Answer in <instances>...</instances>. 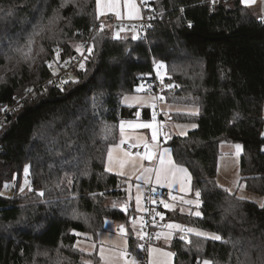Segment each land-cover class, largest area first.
Listing matches in <instances>:
<instances>
[{"label": "trees", "instance_id": "1", "mask_svg": "<svg viewBox=\"0 0 264 264\" xmlns=\"http://www.w3.org/2000/svg\"><path fill=\"white\" fill-rule=\"evenodd\" d=\"M155 7L142 41L101 26L95 0H0V108L20 103L0 127V188L17 176L14 193L0 194V264H94L96 253L75 244L79 234L95 241L108 221L126 224L134 251L132 208L124 179L106 170L108 148L119 141V122L135 113L122 98L161 64L173 84L165 101L195 109L173 116L195 129L164 145L189 171L188 198L201 213L163 208L164 219L223 238L175 236L173 264H264V207L216 181L220 145L239 144L240 183L264 205V19L239 0H155ZM88 39L84 70L48 84V64Z\"/></svg>", "mask_w": 264, "mask_h": 264}, {"label": "crops", "instance_id": "2", "mask_svg": "<svg viewBox=\"0 0 264 264\" xmlns=\"http://www.w3.org/2000/svg\"><path fill=\"white\" fill-rule=\"evenodd\" d=\"M239 1L243 6L248 7L253 11L256 10L257 12H259L260 18L262 16V18L264 19V0H256V2L251 5H245L241 2V0ZM135 2L140 10V18H141L142 12L139 2L138 0H135ZM102 9H103V5H102ZM119 12L122 20H118L117 18H115L114 17L115 12L112 11H105L103 14L99 15L101 25L103 27L108 28L111 31L112 35L114 34L115 29H119V28L123 29L120 27L119 24L122 23L130 24L140 19V18H133V19L128 18V8L124 5L123 0H121L119 6ZM123 30L126 31L127 34L123 35L121 39H127V38L134 39L132 35L134 32L132 30L126 28H124ZM161 71L162 69L157 72V75H160ZM160 76H164V75H160ZM162 93L163 90L161 92V95H158V97L136 93L122 98V104L125 107L132 108L135 110V113L132 118L121 120L125 122V128H124V138L126 140L125 143L138 144V146L144 147V142H147L149 145V150H151L154 153L151 161L147 162L145 159H141L143 155H140L139 157L134 156L135 166L133 167V164L130 163V164H126L125 167L121 169L114 162L109 163L108 155H107L106 168H111L112 170L109 171L110 173H113L124 179L126 201L128 203V206L132 208V212L134 216L131 219V223L134 222L135 220V211L133 208L134 196L135 198H137V196L139 195L140 200L143 204L146 196L147 188H151L157 191L159 190L167 191L170 193V198L163 203V208L166 209L165 204H170L174 206V209H167V210H175V209L180 210L182 209L179 208L180 203L183 202L184 200H190L188 197L191 195V191H192V186H191L192 179L189 180L186 175L182 173H177L175 180H172L170 178L169 181L162 184L157 183L156 181V174L154 170L160 167V156L163 153V150L169 149L167 146L164 145L165 141H167L171 136H185L187 133L194 130L196 127V126L192 127V125H195L194 123L178 122L173 119V116H176L177 114L195 113V109L189 106L169 104L163 100L164 96ZM160 97H163V99H159ZM126 98H137V99L134 100V99H126ZM153 112H155L156 114L154 126L158 129L157 137L155 140L152 139V129L150 128L128 127L129 123L133 125L153 123L152 121ZM121 121L118 124L119 141L116 145L120 144V140L122 139L120 134ZM122 145H120L119 149L113 148V161H115L117 158H123L124 151L122 150ZM170 156L173 160L171 150H170ZM145 168L149 169L150 171L145 172L144 171ZM119 172H123L124 174L120 175L118 174ZM188 174H190L189 171ZM136 185H139V189H137ZM173 197H175V199H173ZM194 201L197 207L198 203L196 202V200ZM142 215L143 213L141 214V217ZM113 223L114 221H108L106 225L111 227L114 226ZM139 228L140 226H138V229ZM116 230L115 232H118V229ZM161 243L162 240L160 241L159 244H157V246L161 245Z\"/></svg>", "mask_w": 264, "mask_h": 264}, {"label": "built area", "instance_id": "3", "mask_svg": "<svg viewBox=\"0 0 264 264\" xmlns=\"http://www.w3.org/2000/svg\"><path fill=\"white\" fill-rule=\"evenodd\" d=\"M141 8V18L130 24H119L121 28L130 29L135 34V39L146 41L148 34L152 28V24L157 21L158 15L155 7V0H147V3H143L142 0H138ZM79 51L76 50L75 54L67 60H57L56 62L50 63L52 66L48 70L50 77L47 83L53 86L60 85L61 81L69 80L76 71H82L85 68V62L90 54L88 49L91 48V41L88 39L78 45ZM67 61V63H65ZM80 63L84 64V68L79 67ZM162 68L158 67L155 69V75H141L138 81L136 92L144 95H151L158 97L161 95L162 90L166 88L164 78L157 75V72ZM157 70V71H156ZM55 73V74H53ZM51 81V83H50ZM143 88L141 89V86ZM138 89H141L138 91ZM20 108L18 100L10 106H3L0 108V127L5 120ZM132 144L125 143L122 145V150L131 152L133 154L139 153L144 155L145 148L141 146L131 147ZM28 188V186H27ZM15 184L12 186L11 192L14 193ZM170 198V193L167 191H157L151 188L146 189V196L143 203V215L142 223L138 232L133 236L135 242L134 251L128 252V259L135 257L138 264H147V254L150 247L157 245L161 241V237L157 239L156 234L161 233L166 228L167 221L164 219L163 203ZM160 213L163 216L161 219ZM117 231V230H116ZM138 233L143 234L144 238L141 239ZM181 236H186V239H181ZM180 237H177L180 241L188 243V235L181 233ZM138 245H143L141 250Z\"/></svg>", "mask_w": 264, "mask_h": 264}, {"label": "rangeland", "instance_id": "4", "mask_svg": "<svg viewBox=\"0 0 264 264\" xmlns=\"http://www.w3.org/2000/svg\"><path fill=\"white\" fill-rule=\"evenodd\" d=\"M96 13H97V10H96ZM254 13L256 16H258L260 18L259 12H257L255 10ZM97 17L100 21V17L98 15H97ZM114 17L117 18L118 20H122V18L121 17L118 18L116 14H114ZM261 18H262V16H261ZM100 25H101V23H100ZM117 33H119L118 37L116 35ZM125 34H127V32L124 31L123 29L119 28V29L114 30L113 36L115 38L121 39L122 36ZM132 35H133V37H135L134 33ZM75 48L77 50L78 46ZM156 68H158V66ZM160 75H164V69L163 68H162V71L160 72ZM160 75H158V76L161 78H164V76H160ZM163 100L165 101V99H163ZM263 118H264V107H263ZM236 145L237 144H226V143L220 145L221 155H220V157L218 159V163H217V176H216L217 184L223 188H227V190L229 192H236V195L239 198L243 197L242 199L252 201V202H254L260 206L263 203L262 198L260 196H257V195H254V194L248 192L244 188V185L242 183H240L239 159H240V155H241L242 150L240 148V150L238 151L235 147ZM26 180L28 181V178H27V175L25 174V171H24L22 174V178H21L20 193L24 194L28 191V188H27L28 183L27 184L25 183ZM16 181H17V176H14L12 181L3 184L0 188V194L3 196H10L12 194V192H11L12 186H13V184L16 183ZM22 188H23V191H21ZM184 201H190V200H184ZM184 201L180 203V207H179V208L183 209V211H181V209H180V211L182 213L187 214V213H191V212L195 213L196 211H198V209H196V203L194 200H191L193 202L191 204L184 203ZM109 204H110V202H109ZM133 208L135 211V220H134V222H132L130 224V228L135 235L137 233V230H139L138 226H140V224L142 223L141 214L143 213V204L140 200V204L138 206L135 196H134ZM166 209H169V208H166ZM170 223H176V222H167V224H170ZM176 224H178V223H176ZM113 225L114 226L109 227L105 224L104 229L98 233L95 242H93L90 239V235L79 234L82 237V239L78 240L76 242L75 246L79 250H81L87 254L96 253L97 262L94 264H104V262L101 261L100 254H99V250L101 248L104 249V256H105L106 260L108 261V264H124V259H120L119 254H120L121 250H123L125 248L127 249V252L129 251V246H128V242H127L128 228H127L126 224H124L122 222H114ZM121 226H123L124 231L126 233V236H124L121 233ZM116 229H118V232H115ZM169 232L171 233V236L169 237V239L165 240L164 236L162 235L161 236V240H162L161 245H158V246L154 245V246L149 248L148 254H147V264H154V262H156V261H159L160 264H173V256L164 257L160 253L150 252V249H152V248L161 249L163 252H171L168 248L170 241L175 236L180 237L181 232L178 230L165 228L162 233H169ZM189 234H193V233H189ZM127 259H128V257H127ZM129 260H131V259H129ZM84 262L85 263L91 262V264H93V261L91 259H84ZM200 264H203V262H201Z\"/></svg>", "mask_w": 264, "mask_h": 264}, {"label": "snow or ice", "instance_id": "5", "mask_svg": "<svg viewBox=\"0 0 264 264\" xmlns=\"http://www.w3.org/2000/svg\"><path fill=\"white\" fill-rule=\"evenodd\" d=\"M142 2L147 3V0H142ZM241 2L245 5H251V4H254L256 2V0H241ZM120 3H121V0H96L97 15L99 16V15L103 14L105 11H112V12H115V14L117 15L118 18H120V12H119ZM123 3L128 8V18H130V19L140 18V10L136 5L135 0H123ZM102 5H103V9H102ZM64 6H66V5L64 3H62L61 7H64ZM54 19H59V17L57 16ZM51 22H53V21H50V23ZM101 30H103V27L101 28ZM36 34L38 35L39 33H36ZM116 35L118 37L119 33H117ZM133 38L135 39L136 37H133ZM32 42H33L32 40L29 41L30 44ZM54 51L56 52L57 59H59V49H54ZM77 51H79V47L77 48ZM91 51H92V49L89 48L88 52L90 53ZM25 55H27V54H25ZM65 63H67V61ZM51 66L52 65L49 64V67H51ZM79 67L81 69H83L84 64L80 63ZM158 67H163V65L162 64L158 65ZM53 74H55V73H53ZM68 82L69 81H67V80L61 81V85L67 84ZM50 83H51V81H50ZM166 87L171 88V87H173V85L169 84V85H166ZM142 88H143V85L141 86V89ZM141 89H138V91ZM61 90H63V89H61ZM28 91H31V89H29ZM126 99H134L135 100L137 98H126ZM159 99H163V97H160ZM155 119H156V114H155V112H153V115H152L153 123H145V124H141V125H133V124L129 123L128 127L150 128V129H152V139L155 140L157 137V133H158V129L154 126ZM195 126L196 125H192V127H195ZM124 128H125V122L121 121L120 134H121L122 139L120 140V144L114 145V146H109V148H108L109 163L114 162L121 169H123L126 164H130V163L133 164V167H134L135 166L134 165V156H136V157L140 156L139 153L133 154L131 152L124 151L123 158H117L115 161H113V148L119 149L120 145H122L126 142V140L124 138ZM137 146H138V144H132L131 145V147H137ZM144 147H145V153L141 157V159L151 160L153 158L154 153L149 150V145L147 142H144ZM235 147L238 151L241 148V146L239 144H237ZM106 170L111 171L112 169L107 168ZM24 171H25V174L27 175V173H28V167L27 166L25 167ZM144 171L148 172L150 170L145 168ZM154 171L156 174L157 183H161V184L169 181L170 178L172 180H175L177 173H182V174L186 175L189 180L191 179L190 174H188V170L185 167H183L182 165L176 164V162L172 160V158L170 156V150L169 149L163 150V153L160 156V167L155 169ZM118 174L123 175L124 173L119 172ZM138 179H139V177H138ZM25 183L27 184L28 181L26 180ZM136 187H137V189H139V185H136ZM182 190H183V188H182ZM21 191H23V188L21 189ZM196 195H197V197H199L200 193L197 191ZM173 199H175V197H173ZM136 201H137V205L139 206V204H140L139 195L137 196ZM161 203H164V202L161 201ZM184 203L191 204L193 202L192 201H184ZM197 206H199V205L197 204ZM261 206L264 207V205H261ZM165 207L169 208V209H174V206L170 205V204H165ZM181 211H183V209H181ZM157 215H160L161 219H163V216L160 213H157ZM194 215L201 216V213L199 211H196L194 213ZM165 227L168 229H174V230L182 231L185 233H193L197 237H203V238H208V239L218 240V241L223 239L222 236L217 234V233H207V232L199 230V229L186 228V227H184L180 224H176V223L167 224V225H165ZM121 233L124 236H126V233L124 231L123 226H121ZM138 235H140L141 239L144 238L143 234L138 233ZM162 235L164 236L165 240H167L171 236V233L170 232L169 233H157L156 234L157 239H159ZM181 239H186V236H181ZM188 242L190 243L191 241H188ZM138 247L141 250H143L144 246L138 245ZM150 252L160 253L164 257H171V256L175 255L174 253H171V252H163L161 249H158V248H152V249H150ZM99 254H100L101 261L104 262V264H108V261L106 260V258L104 256V249L103 248H101L99 250ZM128 255L129 254L127 252V249L125 248V249L121 250V252L119 254V258L124 259V264H137V259L135 257H133L131 260H129V259H127ZM87 264H91V262H87ZM154 264H160V262L156 261V262H154ZM197 264H200L199 260L197 261ZM203 264H213V262L205 259L203 261Z\"/></svg>", "mask_w": 264, "mask_h": 264}, {"label": "water", "instance_id": "6", "mask_svg": "<svg viewBox=\"0 0 264 264\" xmlns=\"http://www.w3.org/2000/svg\"><path fill=\"white\" fill-rule=\"evenodd\" d=\"M171 85H173V84H171ZM151 151V150H150ZM147 162H150L151 160H147V159H145ZM181 233L183 234V235H187V233H185V232H182L181 231Z\"/></svg>", "mask_w": 264, "mask_h": 264}]
</instances>
